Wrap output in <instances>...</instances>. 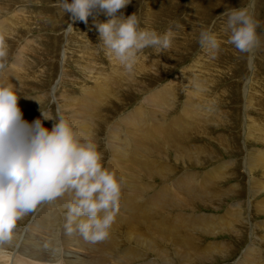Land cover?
<instances>
[{
    "label": "rangeland",
    "instance_id": "obj_1",
    "mask_svg": "<svg viewBox=\"0 0 264 264\" xmlns=\"http://www.w3.org/2000/svg\"><path fill=\"white\" fill-rule=\"evenodd\" d=\"M59 2L60 0H21V1L20 0H0V14H1L0 15V42H1L0 48H2L1 50L5 52L4 56H0V80H1L0 84H11L13 86V89L17 92V95L20 96V98H18L20 101L19 100L17 101L18 106L20 108L25 106V109L23 111H25L26 109L31 111L28 114L23 113V119L25 121L32 122L35 119L43 118L41 116V111L51 113L54 117L56 116L57 111H59L60 114L62 115L64 114L63 116L67 117L71 121L72 125L75 122L73 127L77 131L78 134L82 132L81 134H79V137L83 142H91V140H95L92 142L93 143L96 142L94 143L96 145V148L99 147L98 148L99 150L97 151L100 154L102 151V154H104V156L101 154V159H103L101 160V162L105 168H107L108 170L110 169V171L112 172L113 170H115V169L112 170L111 167H108L111 164L110 163L111 159H114L113 156H115L117 162L115 161L116 163L114 162L113 164H111L112 167L113 168L115 167L118 169V167L120 166L121 170H124L126 173H130V175L127 174L129 177L134 174V178L130 177L131 179L130 178L127 179L128 176L126 177V179L129 180L128 184L132 182L137 183V185L141 184V186L134 187L138 191L134 189L133 187H130L128 184L126 188L121 189V195H120V200H119L120 209H118L117 211L118 214L116 213L115 218H118V220L119 218H122V219L124 218L123 220H126V221L131 220L132 225L129 222L128 224L132 229L128 230V228L126 227V228H123L122 230L121 229L118 230L117 238L119 240L121 239L120 245L122 246L119 245L117 253L118 254L128 253V250H127L129 248L128 246H130V248L132 247L135 248L136 254L138 253L140 257L139 259L138 258L135 259L134 263H131V264H170V263L171 264H197V263L198 264H239L241 260H244L243 262H245L246 264H247V261H251L249 264H254V263L257 264L256 260H259L258 262L261 261L262 263H264V210H263L264 209V159H263L264 158L263 157L264 156L263 154L264 153V137H263L264 136V131H263L264 130V0H130V3L127 4L124 8L118 10L116 15L119 16L123 14L126 17L130 14H135L138 20V27L141 30L155 31L157 34H160V35L164 33L170 34V46L168 49L160 50L156 47L149 46L142 50H139L135 55L134 62L132 64L131 69H126L115 58V56L109 50H107L103 46L102 43L99 42V38H98L99 34L96 30L95 22H102L108 19V17L104 15L102 10L98 8L93 9L92 14L88 17L87 23H84L79 20H76V21L73 20L70 14L65 13L62 10V8L59 6ZM240 7H249L252 18L256 23V33L259 39V44L256 48L253 49L251 53L240 52L234 47V45L228 42V37L230 35V32L226 28V21H227L226 13L228 10H231L234 8H240ZM12 19L16 21L18 19V21L15 22ZM6 23H7V26H6ZM69 24H72L73 26L72 29L68 28ZM4 26L5 28L3 29ZM27 26L30 28H27ZM202 30H208L211 33L215 34V36L217 37L218 43H219V47L216 50H206L201 47L199 43V34ZM1 33H4V35ZM73 42L74 43L76 42L75 43L76 45ZM81 46L84 48L83 51L84 50H87V51L83 52ZM83 53H84V56H83ZM1 58L3 59L1 60ZM142 67H145V68L141 69ZM194 73H196L197 75ZM102 75L106 77L104 76L102 77ZM192 76H194L195 79H193L194 77ZM116 77L120 80L117 81L118 79ZM119 77L123 78V80ZM9 79H11V81ZM106 80H108L107 84H106ZM204 80L205 82H203ZM213 81H214V84H213ZM128 82H130V85L128 84ZM138 82H140L141 84ZM209 82H212L211 84L216 85V86H212ZM124 84H126L127 86ZM194 84L196 86H194ZM91 85L93 88L91 87ZM139 85L140 87H138ZM141 86H143V88ZM105 87H107V89ZM208 87L213 89V91H211V89ZM165 88L166 90H164ZM186 88H188L189 90L191 89V90L189 91ZM199 88L202 91H199ZM161 90L162 92L167 91L168 93H165V92L162 93ZM110 91H111V94H110ZM205 93H208V94H205ZM106 94H108L109 96ZM199 94H200V97H199ZM201 94H203V97ZM57 95H60V96L56 97ZM186 95H188V97ZM81 96L83 97L81 98ZM92 96L94 97L93 99H95L96 102L93 101V104L91 105L92 107L90 106V112L89 111L87 112V115L88 116L90 115V116L87 119V117H83L81 114L79 115L78 112H81V109L85 106L84 103L86 104L89 103L88 99L89 97L91 98ZM107 96L109 98V101L108 99H106ZM122 96L124 97V99ZM153 96H155L156 98H154ZM102 97H103V100H101ZM158 97H162L163 99H160ZM209 97H211V99ZM111 98H113L114 100ZM99 99L101 100V102ZM121 99L126 102L124 103V101H122ZM206 100L209 101L210 103H208ZM110 101L111 102L113 101V102L111 103ZM114 101H115V104H113ZM120 101H122L121 104H120ZM193 101H196V102H193ZM203 101L204 103L202 104ZM94 102L96 103V105ZM164 104L166 106L168 105V107L171 104H173V106L171 105L169 108L168 107L166 108ZM198 105H202L201 108L200 106L198 107ZM96 107L98 108V110ZM140 107H141V110L143 109L142 111L140 110ZM161 107L163 108L162 111L167 109L166 112L164 111L165 113L161 112L160 114V111L162 109ZM59 108L61 110H59ZM104 109L105 111H101ZM108 111H111V113ZM153 111H156V112H153ZM172 111L174 113H172ZM200 111L202 114L200 113ZM203 111H205V113ZM102 112L104 113V115L102 114ZM130 112L131 113L133 112L132 115ZM68 113H71V114H68ZM197 113L200 115H198ZM205 114L208 116H206ZM69 115L71 116L69 117ZM98 115H100L99 116L100 118L96 117ZM189 115L191 116V118L193 117L192 119H195V117L196 118L198 117V119H195L194 122H192L193 120L190 118ZM210 115L212 116L211 118H210ZM201 116H202V119L204 117L205 118L201 120ZM158 117H161V118H158ZM174 117H178V119ZM73 118L77 120H73ZM97 118L100 120V122ZM166 118L169 120H167ZM96 119L97 121L94 123ZM84 120L86 121V123H89V122L90 123L88 125L85 124V126L82 128L83 131L78 132L79 129L77 128V124L79 123V121L83 122ZM121 120H124V121H121ZM198 120L200 121L197 124ZM205 120L209 122L206 123ZM52 121L53 120L47 121L43 119L42 123L43 125L45 124V127L51 128V125L54 123V121L53 122ZM147 121H149L148 124H147ZM159 121H161L162 123L161 122L159 123ZM203 121L206 123L207 126L204 125L205 123ZM248 124H251V125H248ZM103 125L106 130L102 128ZM200 125H204V126H202L200 129ZM167 126L169 127V129ZM178 126H180L183 130L180 127L178 128ZM208 126L210 129L208 128ZM123 127L126 129H124ZM202 128H205V129H202ZM206 128L210 130L209 133H208L209 130H206ZM255 128H257V130ZM96 129L97 130L99 129V130L96 131ZM126 130L127 131L130 130V132L129 133L126 132L128 134L124 132L125 133L124 134L123 131H126ZM137 131H140V132H137ZM171 131H174V137L176 136L175 134H180V135H177L176 138L174 137L172 138L171 134L168 135L169 132ZM188 131H190V133ZM204 131L207 132L206 133L207 135L203 134L205 133ZM120 132L123 134H121ZM184 132L186 133L188 137L185 136ZM92 133H95V136H93L94 134ZM114 133H116L117 135L119 134L121 135H119V138H118V136L114 135ZM164 133L167 134L168 136L165 135ZM138 134H140V137ZM90 135L92 136L90 137ZM123 135L125 136L123 137ZM101 136L103 137L101 138ZM85 137L88 139H85ZM121 137H123V139ZM98 138H99V141H98ZM100 138H101V141L104 140L102 141L103 143L100 141ZM140 138L142 139L140 140ZM157 138H159L160 140ZM109 139L111 141V146L108 145L106 142V140L108 141ZM136 139H139L141 143L142 141L143 142L147 141V142H144V144L146 145H144L141 150L140 148L139 150H137L138 153L137 151H135L136 150L135 143L136 141H138ZM174 139L175 141H173ZM180 140L184 142V145H182V142ZM168 141H170L169 145H168ZM172 141L173 142L177 141V143L172 144L171 143ZM151 143L154 145H152ZM178 144H181L183 147H181ZM193 144L195 145L198 144V147L196 146L197 149L194 148L195 145L193 146ZM105 145L110 150L108 148H105L106 147ZM120 145L121 147H119ZM167 145L169 147H175V149L173 150L169 148ZM188 145L190 149L189 147H186ZM199 147L203 148L204 151L200 152L201 149ZM112 148L114 149V154L112 153L113 152ZM119 149H121L124 152H122ZM143 149H146V150H143ZM195 149L199 151L195 152ZM205 149L209 151V153ZM125 151H127L128 153L127 152L125 153ZM107 152L108 153L110 152L112 155L110 153L108 155ZM257 154H258V157H257ZM259 155L262 157V158L260 157L261 159L259 158ZM119 156H121L120 157L121 162H119L118 160ZM144 156L146 157L152 156L151 162H150V158L148 157L146 158ZM134 157H136V159L138 158L137 161H135L136 159L133 160ZM160 157L161 159H159ZM121 158L124 159V161ZM140 158H142V162L145 160V162L147 163H144V162L142 163ZM254 158L255 159L257 158L256 159L257 161ZM105 159H106V162H105ZM248 162L249 164H247ZM130 163H136V164H134V167H131L129 166ZM225 164L226 166L228 165L227 166L228 168L223 167ZM135 165L136 166L138 165V166L136 167ZM154 166L155 168H152ZM123 167L125 169H123ZM132 169L133 170L135 169L138 172L135 170H134L135 172L131 171ZM156 169L159 170V172H156L157 171ZM215 169L217 170L221 169L219 175L221 177L222 176L224 177L227 175V177L225 179H223V177L222 178L219 177V181H217L218 180L217 177H216L217 180H215V178L213 179V177L210 178V176L212 175L210 172L212 171L214 172ZM141 170L142 172H140ZM228 170H230L232 174H230ZM221 172H223L224 174ZM142 173H145V174L142 175ZM143 177L145 180L143 179ZM136 179H138L139 181ZM197 179L199 182L197 181ZM207 179L209 180L213 179V181H211L212 185H209L210 192L212 190L214 191L215 189H218V192L214 194L204 193L202 194L203 195L202 197L201 195H194L195 193L193 192L194 193L193 194L191 192V189L188 185L192 184L193 186L194 184H197L201 186V184H203V181H207ZM146 180H147L146 183H148L147 185L144 183ZM150 180L151 182H148ZM155 180L157 183L155 182ZM184 181L187 182V186H188L185 189H183ZM154 182H155V185H153ZM208 182L209 181H207L206 183ZM148 186H150V188L152 187V189L150 190ZM145 187L146 188L148 187V188L146 189ZM257 187L258 189H256ZM229 189H232V190L229 191ZM213 191L211 193H213ZM158 192H160V194ZM134 193L135 194L137 193V194L135 195ZM191 193L195 197H193ZM220 194H222V196ZM126 195H129V196H126ZM159 195H163L164 197L162 196V198H159ZM177 195H180V196H177ZM135 196L137 197L134 198ZM141 196L142 197L144 196V197L142 198ZM182 196L183 198H181ZM212 196L213 198H211ZM131 197H133L134 199H132ZM178 197L181 199H178ZM126 199L128 200L126 201ZM154 200H156L157 203ZM179 200L181 201V203H179L180 202ZM42 203H40L36 207L35 210L27 213L26 215H24L21 219L17 221L15 230H20V229L22 230L25 229V230L22 232L23 235L21 234L17 238V240H14L15 244L12 247V249L10 248L8 251V249L7 250L4 249L5 247L4 248L0 247V250H1L0 252H2L3 254H7L10 258L12 257L11 259H8L7 264H10L9 262H11V260L14 259L15 257L18 258V256L19 258H22L25 260L27 259L26 261L31 264H54V263L55 264H65V262L68 261L67 259L69 257L72 258L75 255H77L76 258L79 260H82L84 258L86 259L87 256L83 257L85 254L88 255L87 259H93L94 254L92 253L91 250H89L87 253L82 254L80 250L76 248L74 245H70L69 246L70 248L67 245L58 246L59 248L58 247L55 248V249H58L57 250L58 253L55 251L54 255H58V256H55L56 261L54 263L53 261L52 263H50L48 258L32 260L28 258L27 256H24V255L22 256L21 254H19V242L21 240L26 239L27 237L25 236V231L31 228L32 229L31 233L32 234L35 233V236H36V230L32 228V223L34 221L33 218L37 216L36 212H38L40 209H44V208L48 209V207L51 205V204L48 205L47 201L46 203L45 202H42ZM135 203H137L136 205L140 204L141 206L140 205L136 206ZM142 203L145 205H143ZM190 203L192 206L190 205ZM143 206L145 207V209L143 208ZM232 206L234 208H232ZM127 207L129 208V212L131 211L133 212L131 213L127 212L128 211ZM233 209L237 212H234ZM259 210L262 212H260ZM201 213L202 214L207 213V217H210L209 214L212 213L214 215L211 216V218L214 220L215 219L219 220V221L213 220L215 225L213 224L212 226H209V227H215V228L220 229L222 225H224L223 226L224 228L222 227L221 228L222 230L220 232H217L215 234L212 233L213 234L212 235L211 232L209 233L206 232V231H209L208 230L209 228L207 227L208 225L206 226L207 229H204L203 226H201L204 230L202 228L195 227V226H192V227L186 226L187 228L188 227L191 228V229L188 228V230L190 231H188L186 228L187 230L186 231L185 227H182V226H185V224H182V223H185L188 217L194 216L193 218H195L196 216L201 215ZM133 214H135L136 216ZM178 215H180L179 217L181 220L179 219ZM181 215L183 217L185 216V219H184L185 221H183V218L181 217ZM217 215L219 218L221 216V218L219 219L218 217H216ZM224 215H227V216L234 215L235 219L233 217L231 219V217L229 216L231 221L233 220L231 222L229 220V217H226V223H223L220 225L219 223L224 220ZM122 219L120 220L121 223L124 222ZM172 219H173V222L171 221ZM174 219L175 221L177 219V222H175ZM151 220L154 222L155 220H159V221L165 220L168 223V225H170L171 222L174 225H171V227L163 226V228L165 227L161 231L163 236L159 237L158 233L155 232V233H152V239H150L149 236L147 238V235L149 233L148 228H149V224ZM178 221H180L179 225L181 222H182L181 223L182 225L179 226ZM230 225L232 226L233 229L230 227ZM160 226H162V224ZM176 226L178 227L176 228ZM172 227H174L175 229L174 228L172 229ZM226 229H229V230H226ZM15 230L14 232H16ZM201 230L203 231L201 232ZM173 231H175L176 234ZM184 231L185 233H182ZM186 232L198 234V237L194 238L193 234H189V236H191L192 239L189 236L188 238L187 237L188 234ZM173 233L175 234V236L173 235ZM184 234L186 235L187 241H189V244H187V241H183L185 240ZM182 235L184 239L181 238ZM250 235H254L255 237L250 236ZM137 237H141V239L136 241L135 239H137ZM38 238L43 239L42 241L36 239L38 241H41V245L42 244H44V246L47 245V243L45 242L43 233L42 234L40 233ZM145 239L146 241L147 239L150 240V244L152 245V247H150V244L148 245ZM174 239L175 241L173 242ZM182 241L185 242L183 245H182L183 243ZM31 242L33 241H29L30 243L29 245H31ZM178 242H180L181 244ZM191 242H197V243H191ZM215 243L216 244L224 243L222 245L226 249L223 248L222 245H219L220 247L219 246L218 247L216 246L217 248L211 247V250L207 251V248H206L207 245L215 244ZM133 244L134 246L137 247L139 251L136 249V247L133 246ZM203 244H204V247H203ZM248 244L249 245L251 244V245L249 246ZM170 245H171V248H170ZM188 245H192V246H188ZM193 245H199L200 248L202 247L201 249L204 251H201V252L203 254L201 252L194 253L193 249L195 248L193 247ZM44 246L42 245V247ZM182 246L184 247V249L182 248ZM155 247H159V248L161 247L162 254L160 256L157 255V251ZM189 247L191 248L193 247L192 248L193 251ZM251 247H254L255 249ZM205 250L207 251V253L209 252L208 254L211 257L207 255ZM255 250H257V252H255ZM49 251L51 252L53 250H47V252ZM82 251H84V249H82ZM174 251L176 252L174 253ZM224 251H227V253L224 254ZM65 252L66 253L68 252V253L66 254ZM166 252L167 254L165 255ZM190 252L193 254H190ZM2 253H0V255H2ZM257 253L259 255V258L257 256ZM171 254L174 256H172ZM182 254H185L186 259L181 258ZM152 255L154 256V258ZM252 261L254 262L252 263Z\"/></svg>",
    "mask_w": 264,
    "mask_h": 264
},
{
    "label": "clouds",
    "instance_id": "obj_2",
    "mask_svg": "<svg viewBox=\"0 0 264 264\" xmlns=\"http://www.w3.org/2000/svg\"><path fill=\"white\" fill-rule=\"evenodd\" d=\"M129 3L60 0L59 6L73 20L84 23L93 9L102 10L108 19L95 22L99 42L131 69L139 50L168 49L170 34L141 30L135 14L116 15ZM226 15L228 42L240 52L251 53L259 39L249 7L228 10ZM199 43L206 50L219 47L217 37L208 30L200 32ZM4 55L0 50V56ZM18 98L11 84H0V243L12 240L17 221L24 215L65 193H72L65 205L66 233L78 232L90 243L106 239L119 209L121 182L103 166L96 145L81 142L69 119L59 111L55 117L41 111L44 120L54 121L52 127H45L41 119L29 123L23 119Z\"/></svg>",
    "mask_w": 264,
    "mask_h": 264
},
{
    "label": "bare ground",
    "instance_id": "obj_3",
    "mask_svg": "<svg viewBox=\"0 0 264 264\" xmlns=\"http://www.w3.org/2000/svg\"><path fill=\"white\" fill-rule=\"evenodd\" d=\"M21 1V0H20ZM2 5V4H1ZM58 8V7H57ZM41 13V12H40ZM43 14V13H42ZM1 15V14H0ZM41 17V16H40ZM40 17H38V18H40ZM8 19V18H7ZM11 19V18H10ZM36 19V18H35ZM60 19V18H59ZM12 20H14V19H12ZM5 21V20H4ZM15 22H17L18 21V19H17V21L16 20H14ZM37 21V20H36ZM76 21V20H75ZM7 22V21H6ZM74 22V21H73ZM72 22V23H73ZM8 23V22H7ZM7 23H6V26H7ZM12 23V22H11ZM14 23V22H13ZM3 24V23H2ZM10 24V23H9ZM14 25V24H13ZM12 25V26H13ZM20 25H21V23H20ZM27 25V24H26ZM31 26V25H30ZM14 27H16V26H14ZM5 28V26L3 27V29ZM27 28H30V27H28L27 26ZM2 29V30H3ZM18 29V28H17ZM25 29H26V27H25ZM9 30V29H8ZM6 32V31H5ZM8 32V31H7ZM74 33H76V32H74ZM80 33V32H79ZM1 34H3L4 35V33H1ZM71 34V33H70ZM6 36V35H5ZM74 36V35H73ZM6 39V38H5ZM69 39V38H68ZM5 42V41H4ZM8 42H9V40H8ZM84 42V41H83ZM1 43V42H0ZM3 43V42H2ZM38 43V42H37ZM74 43V42H73ZM76 43V42H75ZM74 43V44H75ZM79 43H81V42H79ZM79 43H78V45H79ZM73 44V45H74ZM12 45V44H11ZM72 45V44H71ZM76 45V44H75ZM2 46V45H1ZM16 47V46H15ZM74 47V46H73ZM79 47V46H78ZM82 47V46H81ZM22 48V47H21ZM25 48V47H24ZM41 48V47H40ZM2 48H0V50H1ZM4 49V48H3ZM83 47H82V51H83ZM87 49V48H86ZM5 50H6V48H5ZM91 50V49H90ZM84 51H87V50H84ZM83 51V52H84ZM89 51V50H88ZM8 53V52H7ZM9 53H10V51H9ZM62 53V52H61ZM90 53V52H89ZM95 53V52H94ZM93 54V53H92ZM95 55V54H94ZM18 56V55H17ZM83 56H84V53H83ZM92 56V55H91ZM18 58V57H17ZM22 58V57H21ZM25 58V57H24ZM83 58H85V57H83ZM202 58V57H201ZM204 58V57H203ZM3 58H1V60H2ZM136 60V59H135ZM197 60V59H196ZM200 61V60H199ZM198 61V62H199ZM20 62V61H19ZM97 62V61H96ZM116 62V61H115ZM118 62V61H117ZM136 62V61H135ZM138 62H140V61H138ZM196 62V61H195ZM16 63V62H15ZM18 63V62H17ZM22 63V62H21ZM20 63V64H21ZM150 64V63H149ZM148 64V65H149ZM196 64H198V63H196ZM25 65V64H24ZM97 65V64H96ZM216 66V65H215ZM8 67H10V66H8ZM17 67V66H16ZM146 67V66H145ZM145 67H142L141 69H143V68H145ZM18 68V67H17ZM22 68H23V66H22ZM191 68V67H190ZM8 70V69H7ZM122 70V69H121ZM139 70V69H138ZM3 71V70H2ZM131 71V70H130ZM140 71V70H139ZM145 71V70H144ZM214 71V70H213ZM63 72V71H62ZM114 72V71H113ZM134 72V71H133ZM197 72V71H196ZM6 73V72H5ZM8 73V72H7ZM16 73V72H15ZM101 73V72H100ZM131 73V72H130ZM216 73V72H215ZM64 74V73H63ZM113 74V73H112ZM116 74V73H115ZM114 74V75H115ZM192 74V73H191ZM194 74H196V73H194ZM199 74V73H198ZM214 74V73H213ZM8 75H10V74H8ZM16 75V74H15ZM108 75V74H107ZM111 75V74H110ZM197 75V74H196ZM216 75V74H215ZM19 76V75H18ZM91 76V75H90ZM104 75H102V77H103ZM112 76V75H111ZM118 76V75H117ZM128 76V75H127ZM195 76V75H194ZM194 76H192V77H194ZM8 77V76H7ZM16 77V76H15ZM95 77V76H94ZM104 77H106V76H104ZM125 77V76H124ZM131 77V76H130ZM189 77H191V76H189ZM196 77V76H195ZM195 77L193 78V79H195ZM5 78V77H4ZM9 78V77H8ZM66 78V77H65ZM109 78V77H108ZM117 78V77H116ZM119 78H121V77H119ZM128 78V77H127ZM70 79V78H69ZM107 79V78H106ZM115 79V78H114ZM118 79V78H117ZM122 80H123V78H121ZM125 79V78H124ZM199 79V78H198ZM201 79H202V77H201ZM209 79H210V77H209ZM6 80V79H5ZM10 81H11V79H9ZM95 80V79H94ZM99 80V79H98ZM109 80V79H108ZM108 80H106V84H107V82H108ZM120 79H118L117 81H119ZM1 81V80H0ZM96 81V80H95ZM116 81V82H117ZM131 81V80H130ZM136 81V80H135ZM140 81V80H139ZM152 81V80H151ZM187 81V80H186ZM190 81H192V80H190ZM211 81V80H210ZM142 82V81H141ZM203 82H205V80L203 81ZM12 83V82H11ZM100 83H101V81H100ZM110 83V82H109ZM133 83V82H132ZM131 83V84H132ZM138 83H140V82H138ZM144 83V82H143ZM193 83V82H192ZM210 84L212 83V82H209ZM208 83V84H209ZM218 83V82H217ZM128 84L130 85V82H128ZM141 84V83H140ZM199 84V83H198ZM203 84V83H202ZM213 84H214V81H213ZM105 85V84H104ZM124 85H126V84H124ZM184 85V84H183ZM188 85H190V84H188ZM212 85V84H211ZM108 86V85H107ZM112 86V85H111ZM127 86V85H126ZM125 86V87H126ZM134 86V85H133ZM149 86V85H148ZM192 86V85H191ZM194 86H196L195 84H194ZM212 86H216V85H212ZM56 87V86H55ZM91 87H92V85H91ZM124 87V88H125ZM129 87V86H128ZM127 87V88H128ZM132 87V86H131ZM138 87H140V85L138 86ZM142 88H143V86H141ZM166 87H167V85H166ZM89 88H90V86H89ZM93 88V87H92ZM106 89H107V87H105ZM104 88V89H105ZM115 88V87H114ZM118 88V87H117ZM121 88V87H120ZM130 88V87H129ZM133 88V87H132ZM188 88H189V86H188ZM188 88H186L187 90H189ZM191 88V87H190ZM196 88V87H195ZM208 88H210V87H208ZM82 89V88H81ZM104 89H102V90H104ZM123 89V88H122ZM140 89V88H139ZM148 89V88H147ZM198 89V88H197ZM205 89V88H204ZM211 89V88H210ZM83 90V89H82ZM93 90V89H92ZM101 90V91H102ZM146 90V89H145ZM149 90V89H148ZM151 90V89H150ZM164 90H166V88L164 89ZM163 90V91H164ZM186 90V91H187ZM191 90V89H190ZM189 90V91H190ZM192 90H193V88H192ZM206 90H207V88H206ZM41 91V90H40ZM98 91H99V89H98ZM173 91V90H172ZM197 91V90H196ZM199 91H202V90H200V88H199ZM208 91H210V90H208ZM211 91H213V89H211ZM84 92V91H83ZM113 92H115V91H113ZM117 92V91H116ZM161 92H162V90H161ZM165 92V91H164ZM164 92H162V93H164ZM207 92V91H206ZM217 92V91H216ZM64 93V92H63ZM93 93H95V92H93ZM100 93H102V92H100ZM104 93V92H103ZM149 93H150V91H149ZM165 93H168L167 91L165 92ZM201 93H203V92H201ZM214 93H215V91H214ZM219 93V92H218ZM55 94V93H54ZM59 94V93H58ZM71 94V93H70ZM83 94V93H82ZM85 94V93H84ZM109 94V93H108ZM108 94H106V95H108ZM110 94H111V91H110ZM124 94V93H123ZM186 94V93H185ZM188 94V93H187ZM193 94V93H192ZM196 94H198V93H196ZM205 94H208V93H205ZM81 95V94H80ZM104 95V94H103ZM115 95V94H114ZM202 95V97H203V94H201ZM217 95V94H216ZM216 95H214V96H216ZM33 96H35V95H33ZM58 96H60V95H57L56 97H58ZM102 96V95H101ZM105 96V95H104ZM109 96V95H108ZM108 96H107V98L106 99H108V101H109V98H108ZM113 96V95H112ZM187 97H188V95H186ZM25 97V96H24ZM23 97V98H24ZM28 97V96H27ZM76 97V96H75ZM83 96H81V98H82ZM87 97V96H86ZM123 97V96H122ZM121 97V98H122ZM154 98H156L155 96H153ZM171 97V96H170ZM194 97V96H193ZM199 97H200V94H199ZM19 98H20V96H19ZM60 98V97H59ZM80 98V99H81ZM88 98V97H87ZM94 97L92 96L91 98L89 97V103L88 104H86V103H84L85 104V106L81 109V112H78L79 113V115L81 114L83 117H87V119L89 118V116L87 115V112L89 111L90 112V106L93 104V101H95V99H93ZM146 98V97H145ZM158 98H160V99H163L162 97H158ZM158 98H157V100H158ZM165 98V97H164ZM210 99H211V97H209ZM34 99V98H33ZM37 99H38V97H37ZM53 99V98H52ZM79 99V98H78ZM101 99V98H100ZM99 99V100H100ZM105 99V100H106ZM111 99H113V98H111ZM123 99H124V97H123ZM171 99V98H170ZM169 99V100H170ZM179 99V98H178ZM197 99H199V98H197ZM201 99V98H200ZM19 100V99H18ZM26 100H27V98H26ZM69 100V99H68ZM98 100V101H99ZM101 100H103V97H102V99ZM101 100H100V102H101ZM114 100V99H113ZM120 100V99H119ZM122 100V99H121ZM146 100V99H145ZM148 100V99H147ZM20 101V100H19ZM30 101H32V100H30ZM63 101V100H62ZM65 101V100H64ZM83 101V100H82ZM115 101H117V100H115ZM115 101H114V103L113 104H115ZM122 101H124V100H122ZM122 101H120V104H121V102ZM129 101V100H128ZM154 101H155V99H154ZM184 101V100H183ZM207 101V100H206ZM43 102V101H42ZM52 102V101H51ZM96 102V101H95ZM94 102V103H95ZM104 102V101H103ZM102 102V103H103ZM111 102V101H110ZM113 102V101H112ZM111 102V103H112ZM126 101H124V103H125ZM170 102V101H169ZM193 102H196V101H193ZM208 103H210L209 101H207ZM212 102V101H211ZM40 103V102H39ZM54 103V102H53ZM72 103V102H71ZM76 103H77V101H76ZM78 103H79V101H78ZM102 103H101V105H102ZM119 103V102H118ZM150 103V102H149ZM154 103V102H153ZM158 103H159V101H158ZM166 103V102H165ZM173 103V102H172ZM204 103V101L202 102V104ZM246 103V102H245ZM19 104H21V103H19ZM127 104V103H126ZM167 104V103H166ZM170 104V103H169ZM194 104V103H193ZM200 104V103H199ZM207 104V103H206ZM56 105V104H55ZM60 105V104H59ZM95 105H96V103H95ZM107 105H108V103H107ZM109 105H110V103H109ZM118 105V104H117ZM124 105V104H123ZM165 105V104H164ZM172 106H173V104H171ZM170 105V106H171ZM210 105V104H209ZM61 106V105H60ZM99 106V105H98ZM104 106H105V104H104ZM112 106H114V105H112ZM159 106H161V105H159ZM163 106V105H162ZM166 106V105H165ZM169 106V107H170ZM175 106V105H174ZM179 106V105H178ZM200 106V108H201V106L202 105H198V107ZM207 106V105H206ZM243 106V105H242ZM246 106V105H245ZM40 107V106H39ZM57 107V106H56ZM92 107V106H91ZM119 107V106H118ZM117 107V108H118ZM137 107V106H136ZM139 107V106H138ZM142 107H144V106H142ZM150 107V106H149ZM168 107V105L166 106V108ZM168 107V108H169ZM183 107V106H182ZM181 107V108H182ZM193 107V106H192ZM196 107H197V105H196ZM42 108V107H41ZM60 108H62V107H60ZM59 108V110H61ZM73 108H75V107H73ZM97 108V107H96ZM95 108V109H96ZM114 108V107H113ZM162 108V107H161ZM165 108V107H164ZM165 108V109H166ZM179 108V107H178ZM180 108V109H181ZM185 108V107H184ZM183 108V109H184ZM207 108V107H206ZM209 108V107H208ZM21 109V111H22V114L24 113V114H28L29 112H31L30 110H25V111H23L24 109H25V106L24 107H21L20 108ZM101 109V108H100ZM100 109H99V111H100ZM106 109V108H105ZM105 109L104 110H101V111H105ZM115 109V108H114ZM145 109V108H144ZM148 109V108H147ZM175 109V108H174ZM177 109V108H176ZM199 109V108H198ZM244 109V108H243ZM56 110V109H55ZM70 110H71V108H70ZM97 110H98V108H97ZM108 110V109H107ZM106 110V111H107ZM119 110V109H118ZM117 110V111H118ZM126 110V109H125ZM140 110H141V107H140ZM143 110V109H142ZM141 110V111H142ZM146 110V109H145ZM150 110V109H149ZM163 110V108L161 109V111H160V114H161V112L162 113H165L166 112V110H164V111H162ZM195 110V109H194ZM201 110V109H200ZM35 111V110H34ZM95 111V110H94ZM115 111V110H114ZM177 111V110H176ZM51 112H53V111H51ZM75 112V111H74ZM96 112V111H95ZM108 112H110L111 113V111H108ZM123 112V111H122ZM134 112V111H133ZM132 112V113H133ZM153 112H156V111H153ZM204 113H205V111H203ZM208 112H210V111H208ZM212 112V111H211ZM32 113H34V112H32ZM31 113V114H32ZM64 113V112H63ZM66 113V112H65ZM107 113V112H106ZM131 113V112H130ZM132 113H131V115H132ZM142 113V112H141ZM172 113H174L173 111H172ZM192 113V112H191ZM200 113H201V111H200ZM207 113V112H206ZM55 114V113H54ZM68 114H71V113H68ZM73 114V113H72ZM91 114V113H90ZM98 114V113H97ZM102 114L104 115V113L102 112ZM102 114H100V115H102ZM144 114V113H143ZM151 114V113H150ZM196 114V113H195ZM198 114V113H197ZM202 114V113H201ZM209 114V113H208ZM211 114V113H210ZM64 115V114H63ZM78 115V116H79ZM96 115V114H95ZM100 115H98V116H96V117H99ZM105 115H107V114H105ZM135 115V114H134ZM140 115V114H139ZM158 115V114H157ZM191 115V114H190ZM189 115V116H190ZM198 115H200V114H198ZM206 115V114H205ZM71 115H69V117H70ZM77 116V115H76ZM91 116H93V115H91ZM123 116V115H122ZM142 116V115H141ZM160 116V115H159ZM162 116V115H161ZM169 116V115H168ZM173 116H175V115H173ZM178 116V115H177ZM180 116V115H179ZM197 116V115H196ZM206 116H208V115H206ZM31 117V116H30ZM32 117H34V116H32ZM75 117V116H74ZM95 117V116H94ZM121 117V116H120ZM144 117V116H143ZM172 117V116H171ZM181 117V116H180ZM195 117V116H194ZM212 116L210 115V118H211ZM67 118V117H66ZM91 118V117H90ZM100 118V117H99ZM158 118H161V117H158ZM157 118V119H158ZM163 118V117H162ZM174 118H176V119H178V117H174ZM190 118H191V116H190ZM193 118V117H192ZM191 118V119H192ZM205 118V117H204ZM203 118V119H204ZM209 118V119H210ZM217 118V117H216ZM256 118V117H255ZM68 119V118H67ZM94 119V118H93ZM92 119V120H93ZM98 119V118H97ZM97 119L94 121V123L97 121ZM116 119V118H115ZM144 119V118H143ZM164 119V118H163ZM167 119V118H166ZM173 119V118H172ZM180 119V118H179ZM191 119H189V120H191ZM195 119H198V117L196 118L195 117ZM195 119H192L193 121L192 122H194V120ZM202 119V116H201V120H203ZM247 119V118H246ZM30 120V119H29ZM28 120V121H29ZM41 120H42V122H43V118H41ZM73 120H77V119H75V118H73ZM90 120V119H89ZM88 120V121H89ZM99 120V119H98ZM104 120V119H103ZM159 120H161V119H159ZM167 120H169V119H167ZM208 120V119H207ZM211 120V119H210ZM216 120V119H215ZM48 121V120H47ZM105 121V120H104ZM117 121V120H116ZM121 121H124V120H121ZM150 121H152V120H150ZM158 121V120H157ZM179 121V120H178ZM184 121V120H183ZM199 121L200 120H198V122H197V124L199 123ZM206 121V120H205ZM212 121V120H211ZM217 121V120H216ZM251 121V120H250ZM53 122V121H52ZM74 122V121H73ZM99 122H100V120H99ZM148 122L149 121H147V124H148ZM161 121H159V123H160ZM165 122H166V120H165ZM167 122H169V121H167ZM180 122H181V120H180ZM187 122V121H186ZM196 122V121H195ZM204 122V121H203ZM207 122H209V121H206V123ZM215 122V121H214ZM29 123H31V122H29ZM75 123V122H74ZM74 123H73V126H74ZM90 123V122H89ZM89 123H86V121L84 120L83 122L81 121H79V123L77 124V128L79 129L78 130V132H81V131H83L82 130V128L85 126V124H89ZM98 123V122H97ZM162 123V122H161ZM171 123V122H170ZM205 123V122H204ZM203 123V124H204ZM206 123L204 124V125H206ZM211 123H213V122H211ZM217 123V122H216ZM118 124V123H117ZM122 124V123H121ZM121 124H119V125H121ZM140 124V123H139ZM142 124V123H141ZM187 124V123H186ZM191 124H193V123H191ZM190 124V125H191ZM86 125V126H87ZM93 125V124H92ZM98 125H100V124H98ZM143 125H145V124H143ZM156 125V124H155ZM175 125V124H174ZM184 125V124H183ZM204 125H200V129H201V127L202 126H204ZM248 125H251V124H248ZM247 125V126H248ZM44 126H45V124H44ZM76 126V125H75ZM97 126V125H96ZM109 126V125H108ZM124 126V125H123ZM195 126V125H194ZM193 126V127H194ZM198 126V125H197ZM207 126V125H206ZM51 127H52V125H51ZM92 127V126H91ZM151 127V126H150ZM162 127H164V126H162ZM168 127V126H167ZM176 127V126H175ZM180 126H178V128H179ZM183 127V126H182ZM189 127V126H188ZM187 127V128H188ZM250 127V126H249ZM248 127V128H249ZM252 127V126H251ZM256 127V126H255ZM76 128V129H77ZM93 128V127H92ZM101 128V127H100ZM102 128H104V125L102 126ZM101 128V129H102ZM124 128V127H123ZM181 128V127H180ZM191 128V127H190ZM189 128V129H190ZM208 128H209V126H208ZM247 128V127H246ZM258 128V127H257ZM257 128H255L256 130H257ZM261 128V127H260ZM49 129H50V127H49ZM95 129V128H94ZM105 129V128H104ZM121 129V128H120ZM124 129H126V128H124ZM159 129V128H158ZM163 129V128H162ZM168 129H169V127H168ZM171 129V128H170ZM182 129V128H181ZM185 129V128H184ZM202 129H205V128H202ZM210 129V128H209ZM209 129H207L206 128V130H209ZM262 129V128H261ZM99 130V129H98ZM97 129H96V131H98ZM103 130V129H102ZM101 130V131H102ZM106 130V129H105ZM117 130V129H116ZM127 130H128V128H127ZM123 131V133L125 132H130V130L129 131ZM132 130V129H131ZM143 130V129H142ZM147 130V129H146ZM183 130V129H182ZM191 130V129H190ZM249 130V129H248ZM254 130V129H253ZM108 131V130H107ZM122 131V130H121ZM161 131V130H160ZM178 131V130H177ZM196 131V130H195ZM202 131V130H201ZM264 131V130H263ZM86 132V131H85ZM106 132V131H105ZM137 132H140V131H137ZM179 132V131H178ZM189 133H190V131H188ZM193 132V131H192ZM205 132V131H204ZM210 132V130L208 131V133ZM248 132V131H247ZM82 133V132H81ZM81 133H79V134H81ZM96 133V132H95ZM95 133H92V134H94L93 136H95ZM116 133H117V131H116ZM116 133H114V135H117ZM121 133V132H120ZM123 133H121V134H123ZM124 133V134H125ZM128 133H126V134H128ZM167 133V132H166ZM182 133V132H181ZM185 133V132H184ZM197 133V132H196ZM200 133V132H199ZM207 132H205V133H203V134H206ZM252 133V132H251ZM101 134V133H100ZM109 134V133H108ZM107 134V135H108ZM121 134H119V135H121ZM165 134V133H164ZM171 134V136H172V138L174 137V131H171V132H169V134L168 135H170ZM194 134V133H193ZM245 134V133H244ZM98 135H99V133H98ZM106 135V134H105ZM113 135V134H112ZM119 135H117L118 136V138H119ZM139 135V137H140V134H138ZM146 135V134H145ZM150 135V134H149ZM165 135H167V134H165ZM167 135V136H168ZM176 136L177 135H180V134H175ZM190 135H192V134H190ZM207 135V134H206ZM246 135V134H245ZM244 135V136H245ZM92 135H90V137H91ZM125 135H123V137H124ZM132 136V135H131ZM136 136V135H135ZM155 136V135H154ZM162 136V135H161ZM176 136L174 137V138H176ZM182 136H183V134H182ZM185 136H187L186 135V133H185ZM196 136V135H195ZM99 137V136H98ZM103 136H101V138H102ZM123 137H121L122 139H123ZM133 137V136H132ZM137 137V136H136ZM158 137V136H157ZM188 137V136H187ZM215 137V136H214ZM250 137V136H249ZM264 137V136H263ZM94 138V137H93ZM96 138V137H95ZM101 138H100V141H101ZM105 138V137H104ZM108 138V137H107ZM130 138V137H129ZM153 138V137H152ZM160 138V137H159ZM159 138H157V139H159ZM166 138V137H165ZM190 138V137H189ZM247 138V137H246ZM85 139H88V138H86L85 137ZM91 139V138H90ZM115 139H116V137H115ZM142 138H140V140H141ZM169 139V138H168ZM178 139H180V138H178ZM184 139V138H183ZM188 139V138H187ZM186 139V140H187ZM217 139V138H216ZM251 139V138H250ZM131 140H133V139H131ZM136 140H138V141H136V143H135V151H137V150H139V148H140V150L142 149V147L144 146V145H146V144H144V142H147V141H142V143H141V141H139V139H136ZM147 140V139H146ZM160 140V139H159ZM170 140V139H169ZM177 140V139H176ZM182 140V139H181ZM180 140V141H181ZM226 140V139H225ZM82 141V140H81ZM86 141V140H85ZM90 141V140H89ZM92 141H95V140H91V142ZM98 141H99V138H98ZM97 141V142H98ZM102 141H104V140H102ZM101 141V142H102ZM116 141H117V139H116ZM135 141V140H134ZM171 141V140H170ZM170 141H168V145H169V142ZM173 141H175V139L173 140ZM171 142L172 144H174V143H177V141L176 142ZM189 141V140H188ZM83 142V141H82ZM106 142H107V144L108 145H110L111 146V141H110V139L107 141L106 140ZM106 142H105V144H106ZM120 142V141H119ZM123 142V141H122ZM121 142V143H122ZM130 142H132V141H130ZM154 142V141H153ZM182 142V141H181ZM180 142V143H181ZM93 143V142H92ZM94 143H96V142H94ZM103 143V142H102ZM124 143V142H123ZM149 143V142H148ZM160 143V142H159ZM162 143V142H161ZM188 143V142H187ZM97 144H99V143H97ZM129 144V143H128ZM131 144V143H130ZM152 144V143H151ZM165 144H167V143H165ZM190 144V143H189ZM231 144V143H230ZM112 145H114V144H112ZM152 145H154V144H152ZM159 145V144H158ZM161 145V144H160ZM164 145V144H163ZM167 145V146H168ZM171 145V144H170ZM178 145H180L181 147H183L182 145H184V142H182V145L181 144H178ZM185 145H187V144H185ZM195 144H193V146H194ZM202 145V144H201ZM226 145V144H225ZM103 146V145H102ZM106 146V145H105ZM104 146V147H105ZM132 146H133V144H132ZM179 146V147H180ZM190 146H192V145H190ZM196 146L198 147V144L197 145H195L194 146V148H196ZM103 147V148H104ZM118 147V146H117ZM119 147H121V145L119 146ZM122 147H124V146H122ZM147 147V146H146ZM169 147V146H168ZM186 147H189V145L188 146H186ZM203 147V146H202ZM205 147V146H204ZM99 148V147H98ZM97 148V150H99ZM102 148V147H101ZM100 148V149H101ZM105 148H108L107 146L105 147ZM126 148V147H125ZM130 148V147H129ZM133 148V147H132ZM169 148H171V149H175V147H169ZM193 148V147H192ZM193 148V149H194ZM200 148V147H199ZM198 148V149H199ZM109 149V148H108ZM107 149V150H108ZM127 149V148H126ZM125 149V150H126ZM148 149V148H147ZM189 149H190V147H189ZM197 149V148H196ZM195 149V152L196 151H199L200 149V152H202V151H204V149L203 148H200L199 150H196ZM203 149V150H202ZM102 150V149H101ZM100 150V151H101ZM110 150V149H109ZM119 150H121V149H119ZM128 150V149H127ZM143 150H146V149H143ZM206 150V149H205ZM209 150V149H208ZM112 153L114 154V149L112 148ZM122 151V150H121ZM155 151V150H154ZM189 151V150H188ZM194 151V150H193ZM207 151V150H206ZM212 151V150H211ZM260 151V150H259ZM104 152V151H103ZM122 152H124V151H122ZM121 152V153H122ZM127 151H125V153H126ZM147 152H148V150H147ZM150 152V151H149ZM208 153H209V151H207ZM206 152V153H207ZM108 153V152H107ZM110 153V152H109ZM109 153H108V155H109ZM128 153V152H127ZM137 153H138V151H137ZM152 153H153V151H152ZM205 153V152H204ZM214 153V152H213ZM257 153V152H256ZM260 153H262V152H260ZM101 154H102V151H101ZM106 154V153H105ZM111 154V153H110ZM123 154V153H122ZM132 154V153H131ZM140 154V153H139ZM144 154V153H143ZM264 154V153H263ZM103 156H104V154H102ZM112 155V154H111ZM145 155H147V154H145ZM150 155V154H149ZM153 155V154H152ZM261 155V154H260ZM259 155V158L262 156H260ZM128 156V155H127ZM136 156V155H135ZM176 156H177V154H176ZM205 156V155H204ZM253 156V155H252ZM256 156V155H255ZM107 157V156H106ZM112 157V156H111ZM114 157V159H111V164H113L115 161H116V158H115V156H113ZM116 157H118V156H116ZM120 157L121 156H119V158H118V160H119V162H121V160H120ZM140 157V156H139ZM144 157H146V156H144ZM148 157V156H147ZM146 157V158H147ZM152 157V156H151ZM151 157H148V158H150V162H151ZM171 157V156H170ZM197 157V156H196ZM257 157H258V154H257ZM264 157V156H263ZM109 158V157H108ZM175 158V157H174ZM180 158V157H179ZM206 158V157H205ZM258 158V159H259ZM262 158V157H261ZM260 158V159H261ZM122 159V158H121ZM126 159V158H125ZM128 159V158H127ZM136 159V157H134V159L133 160H135ZM138 159V158H137ZM137 159L135 160V161H137ZM141 159V162H142V158H140ZM155 159V158H154ZM159 159H161V157L159 158ZM167 159V158H166ZM203 159V158H202ZM209 159H210V157H209ZM212 159H213V157H212ZM252 159V158H251ZM255 159V158H254ZM257 159V158H256ZM255 159V160H256ZM264 159V158H263ZM101 160H103V159H101ZM123 161H124V159H122ZM200 160V159H199ZM254 160V161H255ZM257 161V160H256ZM105 162H106V159H105ZM117 162V161H116ZM115 162V163H116ZM139 162H140V160H139ZM144 163H147V162H145V160L143 161ZM142 162V163H143ZM149 162V161H148ZM104 163V162H103ZM153 163V162H152ZM232 163V162H231ZM257 163V162H256ZM110 164V166H108V167H111V169L113 170V169H115V170H113V172L115 173V176H116V178H118V180L121 182V189H124V188H126V186H127V184H128V182H129V180H127V179H129L130 177H132V178H134V174L133 175H131L130 177L128 176V175H130V173H126L124 170H121L120 169V166L118 167V169L117 168H113L112 167V165ZM129 164V163H128ZM134 164H136V163H130V165L129 166H131V167H134ZM138 164V163H137ZM154 164H156V163H154ZM153 164V165H154ZM159 164V163H158ZM222 164V163H221ZM229 164V163H228ZM247 164H249V162L247 163ZM117 165V164H116ZM127 165V164H126ZM144 165V164H143ZM148 165V164H147ZM223 165V164H222ZM232 165V164H231ZM104 166V165H103ZM115 166V165H114ZM136 166V165H135ZM138 166V165H137ZM136 166V167H137ZM146 166V165H145ZM150 166H151V164H150ZM155 166H157V165H155ZM155 166L154 167H152V168H155ZM228 166V165H227ZM226 166V164L223 166V167H227ZM247 166V165H246ZM107 167V166H106ZM130 167V168H131ZM135 167V168H136ZM142 167V166H141ZM222 167V168H223ZM234 167V166H233ZM143 168H145V167H143ZM158 168H159V166H158ZM166 168V167H165ZM221 168V169H222ZM228 168V167H227ZM123 169H125L124 167H123ZM221 169L220 170H217V169H215L214 170V172L212 171V172H210L212 175L210 176V178L211 177H213V179L215 178V180H217L216 179V177L218 178V180L217 181H219V177H221L220 175H219V173H220V171H221ZM110 170V169H109ZM127 170V169H126ZM135 170V169H134ZM133 169L131 170V171H134ZM157 170V169H156ZM164 170V169H163ZM162 170V171H163ZM254 170V169H253ZM135 171H137V170H135ZM134 171V172H135ZM250 171V170H249ZM138 172V171H137ZM140 172H142V170L140 171ZM156 172H159V170H157ZM224 172V171H223ZM223 172H221V173H223ZM228 172L230 173V174H232L231 173V171L230 170H228ZM183 173V172H182ZM206 173V172H205ZM128 174V175H127ZM143 174H145V173H142V175ZM184 174V173H183ZM186 174H187V172H186ZM224 174V173H223ZM222 174V175H223ZM228 174V173H227ZM230 174H229V176H230ZM128 176V178L126 179V177ZM137 176H139V175H137ZM189 176H190V174H189ZM152 177H153V175H152ZM169 177V176H168ZM167 177V178H168ZM223 177V176H222ZM221 177V178H222ZM227 177V175L226 176H224L223 177V179H225ZM136 178V177H135ZM140 178V177H139ZM151 178V177H150ZM170 178V177H169ZM131 179V178H130ZM143 179H144V177H143ZM153 179V178H152ZM200 179V178H199ZM203 179V178H202ZM213 179L211 180H209V179H207V181H209L208 183H206L207 181H203V184H201V186L200 185H197V184H194L193 186H192V184H190V185H188L189 187H190V189H191V192L194 194V195H201V197L203 196L202 194H214V193H217L218 192V189H215L214 191H213V193H211L210 192V190H209V185H212V182L211 181H213ZM136 180H138V179H136ZM145 180V179H144ZM169 180V179H168ZM132 181H133V179H132ZM139 181V180H138ZM141 181V180H140ZM153 181V180H152ZM161 181H162V179H161ZM197 181H198V179H197ZM249 181V180H248ZM251 181H253V180H251ZM135 182V181H134ZM147 182V180L144 182L146 185L148 184V183H146ZM148 182H151V180L150 181H148ZM155 182H156V180H155ZM155 182L153 183V185H155ZM159 182V181H158ZM166 182V181H165ZM193 182V181H192ZM199 182V181H198ZM201 182V181H200ZM140 183V182H139ZM138 183V184H139ZM142 183V182H141ZM157 183V182H156ZM161 183V182H160ZM206 183V184H205ZM213 183H215V182H213ZM251 183V182H250ZM259 183V182H258ZM132 186H131V185ZM130 184H128L130 187H138V186H141V184H139V185H137V183H130ZM151 184V183H150ZM149 184V185H150ZM218 184V183H217ZM216 184V185H217ZM252 184H254V183H252ZM152 185V186H153ZM183 185H184V188L183 189H185L186 187H188L187 186V182L186 181H184L183 182ZM151 186V185H150ZM150 186H148L149 188H150ZM214 186V185H213ZM218 186V185H217ZM142 187H144V186H142ZM147 187V188H148ZM216 187V186H215ZM259 187V186H258ZM258 187L256 188V189H258ZM140 188V187H139ZM146 188V187H145ZM146 188V189H147ZM221 188V187H220ZM134 189H136V188H134ZM141 189V188H140ZM152 189V187L150 188V190ZM253 189V188H252ZM129 190V189H128ZM131 190V189H130ZM137 190V189H136ZM145 190V189H144ZM223 190V189H222ZM232 189H229V191H231ZM132 191V190H131ZM138 191V190H137ZM147 191V190H146ZM190 191V190H189ZM163 192V191H162ZM185 192V191H184ZM143 193V192H142ZM145 193V192H144ZM147 193V192H146ZM159 194H160V192H158ZM186 193H187V191H186ZM189 193V192H188ZM191 193V195H193ZM254 193V192H253ZM135 194V193H134ZM137 194V193H136ZM135 194V195H136ZM139 194V193H138ZM164 194V193H163ZM229 194V193H228ZM155 195V194H154ZM165 195V194H164ZM190 195V196H191ZM193 195V197H195ZM216 195V194H215ZM221 196H222V194H220ZM250 195V194H249ZM126 196H129V195H126ZM137 196H139V195H137ZM137 196H135L134 198H136ZM156 196V195H155ZM162 196L163 195H159V198H162ZM177 196H180V195H177ZM210 196V195H209ZM214 196V195H213ZM213 196L211 197V198H213ZM142 197V196H141ZM144 197V196H143ZM142 197V198H143ZM158 197V196H157ZM164 197V196H163ZM168 197V196H167ZM207 197V196H206ZM132 199H134L133 197H131ZM138 198H140V197H138ZM155 198V197H154ZM174 198V197H173ZM176 198V197H175ZM181 198H183V196L181 197ZM181 198H179L178 197V199H181ZM72 199V193H65L63 196H61V197H58V198H56L55 200H53V201H47V203H48V205H50L49 207H48V209L47 208H44V209H40L38 212H36L37 213V216L36 217H34L33 219H34V221H33V223H32V228H34L35 230H36V236H35V233L34 234H32L31 232H32V229L31 228H29L27 231H25V236H27L26 237V239H24V240H21L20 242H19V254H21L22 256L24 255V256H27L28 258H30V259H49V261H50V263H52V261H53V263L56 261V259H55V256H58V255H54L55 254V252H53V251H49V252H47V250H53V249H55V248H57L58 246H70V245H74L76 248H78L79 250H80V252L82 253V254H84V253H87L89 250H91L92 251V253L94 254V257H93V259H87V257H88V255H84L83 257H86V259L84 258V259H82V260H79V259H77L76 257H77V255H75V256H73L72 258H68L67 260V262H65V264H131V263H134V260L135 259H139V257H140V255H138V253L136 254V251H135V248H133L132 246V248H130V246H128L129 248L127 249L128 250V253H120V254H118L117 253V251H118V248H119V245H120V240L117 238V235H118V230L119 229H123V228H128V230H131L132 228L129 226V224H128V222L132 225V222H131V220H123L122 218H119V220H118V218H115V220H114V223L112 224V226H111V228L109 229V234H108V236H107V238L106 239H104V240H102V241H99V242H97V243H90V242H88V241H86L78 232H73L72 234H67L66 233V231H65V227H64V225H65V213H66V207H65V205L70 201ZM131 199V200H132ZM148 199H149V197H148ZM157 199V198H156ZM164 199V198H163ZM167 199V198H166ZM187 199V198H186ZM205 199V198H204ZM124 200V199H123ZM128 199H126V201H127ZM151 200V199H150ZM149 200V201H150ZM153 200V199H152ZM165 200V199H164ZM174 200V199H173ZM183 200V199H182ZM185 200V199H184ZM195 200V199H194ZM197 200V199H196ZM146 201V200H145ZM154 201H156V200H154ZM166 201V200H165ZM175 201H177V200H175ZM180 201V200H179ZM204 201V200H203ZM213 201V200H212ZM220 201V200H219ZM125 202V201H124ZM129 202V201H128ZM141 202V201H140ZM184 202V201H183ZM190 202H191V200H190ZM207 202V201H206ZM210 202V201H209ZM214 202V201H213ZM217 202V201H216ZM222 202V201H221ZM45 203H46V201H45ZM156 203H157V201H156ZM168 203V202H167ZM171 203V202H170ZM179 203H181V201L179 202ZM187 203H189V202H187ZM211 203V202H210ZM209 203V204H210ZM137 203H135V205H136ZM143 204V203H142ZM200 204V203H199ZM215 204V203H214ZM261 204V203H260ZM42 205H43V203H42ZM138 205H140V204H138ZM138 205H136V206H138ZM143 205H145V204H143ZM190 205H191V203H190ZM189 205V206H190ZM257 205V204H256ZM255 205V206H256ZM41 206V205H40ZM141 206V205H140ZM139 206V207H140ZM150 206V205H149ZM173 206V205H172ZM192 206V205H191ZM262 206H263V204H262ZM262 206H261V208H262ZM46 207V206H45ZM147 207V206H146ZM188 207V206H187ZM39 208V207H38ZM132 208V207H131ZM130 208V209H131ZM143 208L145 209V207L143 206ZM179 208V207H178ZM215 208V207H214ZM217 208V207H216ZM232 208H234L233 206H232ZM257 208H258V206H257ZM120 209V208H119ZM124 209V208H123ZM143 209V210H144ZM149 209V208H148ZM177 209V208H176ZM235 209H236V207H235ZM35 210V209H34ZM126 210V209H125ZM128 210V211H127ZM127 212H129V208L127 207ZM136 210V209H135ZM152 210V209H151ZM234 210V209H233ZM240 210H241V208H240ZM264 210V209H263ZM123 211V210H122ZM121 211V212H122ZM125 211V212H126ZM139 211V210H138ZM148 211V210H147ZM181 211V210H180ZM183 211V210H182ZM227 211V210H226ZM257 211V210H256ZM260 211V210H259ZM131 212H133V211H131ZM131 212H129V213H131ZM135 212V211H134ZM137 212V211H136ZM146 212V211H145ZM186 212V211H185ZM229 212V211H228ZM232 212V211H231ZM230 212V213H231ZM234 212H237V211H235L234 210ZM233 212V213H234ZM260 212H262V211H260ZM128 213V214H129ZM180 213V212H179ZM232 213V214H233ZM117 214H118V212H117ZM124 214V213H123ZM136 214V213H135ZM135 214H133V215H135ZM236 214V213H235ZM234 214V215H235ZM127 215V214H126ZM126 215H125V217H126ZM130 215V214H129ZM145 215V214H144ZM147 215V214H146ZM210 215V217H207V213H201V215H199V216H196L195 218H193L192 216L191 217H188L189 216V214H188V218L186 219V222L185 223H182V224H185V226H182V227H185V230H186V226H190V227H192V226H195V227H199V228H202L201 226H203V228L204 229H207L206 228V226L209 228L208 230L209 231H206V232H211V234L212 233H217V232H220L222 229V227L224 226V225H222V227L219 229V228H215V227H209V226H212L213 224H214V221H217L218 219H212L211 218V216H213L214 214H209ZM234 215L233 216H230L231 217V219H232V217L234 218ZM136 216V215H135ZM177 216V215H176ZM175 216V217H176ZM180 215H178V217H179ZM229 216H227V215H224V220L222 221V222H220L219 224L221 225V224H223V223H226V217H229ZM121 217V216H120ZM174 217V216H173ZM181 217L183 218V221H185L184 219H185V216L183 217L182 215H181ZM216 217H218V215L216 216ZM230 217H229V220L231 221V219H230ZM129 218V217H128ZM135 218V217H134ZM143 218H145V217H143ZM215 218V217H214ZM219 218V217H218ZM220 218H221V216H220ZM219 218V219H220ZM123 220L124 222L123 223H121V221L120 220ZM133 219V218H132ZM140 219V218H139ZM179 219H180V217H179ZM235 219V218H234ZM246 219V218H245ZM181 220V219H180ZM188 220V221H187ZM214 220V221H213ZM142 221V220H141ZM148 221V220H147ZM147 221H145V222H147ZM159 220H155V222L154 221H150V224H149V233H148V235H147V238H148V236H149V238L150 239H152V233H155V232H157L158 233V236L159 237H161V236H163L162 235V229H164L163 228V226H166V227H171V225H174V224H172V222H173V219L171 220L172 222L170 223V225H168V223L165 221V220H161V221H159L160 222V224H159V222H158ZM174 221H175V219H174ZM219 221V220H218ZM233 221V220H232ZM231 221V222H232ZM21 222V221H20ZM29 222V221H28ZM144 222V223H145ZM175 222H177V219H176V221ZM179 222L180 221H178V225H179ZM235 222V221H234ZM134 223V222H133ZM141 223V222H140ZM149 223V222H148ZM180 223V225H182ZM243 223V222H242ZM162 224V226H160ZM244 224V223H243ZM179 225V226H180ZM215 225V224H214ZM219 225V226H220ZM229 225V224H228ZM246 225H248V224H246ZM253 225H254V223H253ZM29 226V225H28ZM145 226V225H144ZM234 226V225H233ZM260 226V225H259ZM130 227V228H129ZM148 227V226H147ZM178 226H176V228H177ZM190 227H188L189 229H191ZM230 227L232 228V226L230 225ZM229 227V228H230ZM242 227V226H241ZM257 227V226H256ZM174 227H172V229H173ZM180 228V227H179ZM188 228H187V230H188ZM202 228V229H203ZM224 228V227H223ZM226 228V227H225ZM230 228V229H231ZM244 228H246V227H244ZM175 229V228H174ZM181 229V228H180ZM182 229H184V228H182ZM196 229V228H195ZM198 229V228H197ZM203 229V230H204ZM233 229V228H232ZM25 229H20V230H15L16 232H14V234H13V238H12V240L11 241H9V242H7V243H0V247H5L4 249H8V251H9V249L11 248L12 249V247L14 246V244H15V242H14V240H17V238L22 234V232L24 231ZM127 230V229H126ZM186 230V231H187ZM194 230V229H193ZM192 230V231H193ZM200 230V229H199ZM203 230H201V232L203 231ZM224 230V229H223ZM226 230H229V229H226ZM225 230V231H226ZM235 230V229H234ZM245 230V229H244ZM253 230V229H252ZM176 231H178V230H176ZM188 231H190V230H188ZM240 231V230H239ZM248 231H249V229H248ZM167 232H168V230H167ZM170 232V231H169ZM174 233H175V231H173ZM194 232V231H193ZM205 232V233H206ZM232 232V231H231ZM241 232V231H240ZM40 233L42 234L43 233V235H44V239H45V242L47 243V247L46 246H44V244H42L44 247H42V245H41V241L43 240V239H39L38 238V236L40 235ZM171 233V232H170ZM170 233H168V234H170ZM173 233V235L175 236V234ZM182 233H185V231L184 232H182ZM181 233V234H182ZM187 233V232H186ZM229 233H230V231H229ZM130 234V233H129ZM133 234H134V232H133ZM188 235H187V237L189 236V234H193L194 235V238H197L198 237V234H195V233H187ZM250 234V233H249ZM23 235V234H22ZM32 235H33V237H32ZM120 235V234H119ZM123 235V234H122ZM178 235H179V233H178ZM178 235H177V237H178ZM200 235V234H199ZM213 235V234H212ZM34 236H35V238H34ZM121 236V235H120ZM135 236V235H134ZM236 236H238V235H236ZM241 236V235H240ZM250 236H254V235H250ZM22 237V236H21ZM146 237V236H145ZM179 237H181V236H179ZM187 237H186V235L184 234V238H185V240H183V241H187ZM190 238H191V236H189ZM188 237V238H189ZM255 237V236H254ZM29 238H31V239H29ZM43 238V237H42ZM122 238V237H121ZM154 238V237H153ZM175 238V237H174ZM181 238H183V235H182V237ZM183 238V239H184ZM193 238V239H194ZM219 238V237H218ZM240 238V237H239ZM253 238V237H252ZM36 239H38V240H41V241H38V240H36ZM139 239H141V237H137V239H135L136 241H138ZM142 239H143V237H142ZM156 239V238H155ZM192 239V238H191ZM19 240H20V238H19ZM35 240V241H34ZM158 240V239H157ZM163 240H164V238H163ZM172 240V239H171ZM189 240V239H188ZM195 240V239H194ZM258 240V239H257ZM29 241H33V242H31V245H29L30 243H29ZM145 241H146V239H145ZM166 241V240H165ZM175 241V239L173 240V242ZM182 241V242H183ZM190 241H192V240H190ZM197 241H199V240H197ZM263 241V240H262ZM147 243H148V245L150 244V240L149 239H147V241H146ZM156 242V241H155ZM162 242V241H161ZM169 242V241H168ZM177 242V241H176ZM42 243H44V242H42ZM124 243V242H123ZM128 243V242H127ZM159 243V242H158ZM178 243H180V242H178ZM185 242H183L182 243V245L184 244ZM191 243H197V242H191ZM203 243V242H202ZM212 243H214V242H212ZM249 243V242H248ZM131 244V243H130ZM129 244V245H130ZM160 244V243H159ZM181 244V243H180ZM179 244V245H180ZM187 244H189V241H187ZM199 244V243H198ZM205 244V243H204ZM204 244H203V247H204ZM206 244H207V242H206ZM222 244H224V243H218V244H208L207 245V251H209V250H211V247L213 248V247H218L219 245H222ZM228 244H229V242H228ZM186 245V244H185ZM232 245V244H231ZM230 245V246H231ZM249 245V244H248ZM251 245V244H250ZM249 245V246H250ZM17 246V245H16ZM88 246V247H87ZM120 246H122V245H120ZM133 246H134V244H133ZM161 246V245H160ZM188 246H192V245H188ZM188 246H186V247H188ZM228 246V245H227ZM68 247H66V248H68ZM127 247V246H126ZM134 247H136V246H134ZM150 247H152V245L150 244ZM193 247L195 248V249H197V250H195V249H193L194 250V253L195 252H201V251H204V250H202L200 247H199V245H193ZM192 247V248H193ZM216 247V248H217ZM220 247V246H219ZM222 247H223V245H222ZM221 247V248H222ZM233 247V246H232ZM59 248V247H58ZM70 248V247H69ZM86 248V249H85ZM142 248V247H141ZM170 248H171V245H170ZM178 248V247H177ZM182 248L184 249V247L182 246ZM191 250H192V248L191 247H189ZM223 248H225V247H223ZM222 248V249H223ZM228 248V247H227ZM251 248H254V247H251ZM75 249V248H74ZM82 249H84V251H82ZM136 249H137V247H136ZM155 249H156V251H157V255H161L162 254V249H161V247L159 248V247H155ZM187 249V248H186ZM185 249V250H186ZM220 249V248H219ZM219 249H217V250H219ZM226 249V248H225ZM230 249V248H229ZM255 249V248H254ZM18 250V249H17ZM56 250H58V249H56ZM65 250V249H64ZM123 250V249H122ZM138 250V249H137ZM171 250V249H170ZM178 250V249H177ZM190 250V251H191ZM192 250V251H193ZM213 250V249H212ZM216 250V249H215ZM245 250V249H244ZM251 250V249H250ZM253 250V249H252ZM1 251V250H0ZM5 251V250H4ZM60 251V250H59ZM68 251V250H67ZM139 251V250H138ZM166 251V250H165ZM169 251V250H168ZM181 251V250H180ZM187 251V250H186ZM185 251V252H186ZM206 251V250H205ZM207 251H206V253H207ZM214 251V250H213ZM221 251V250H220ZM247 251H249V250H247ZM254 251V250H253ZM46 252V253H45ZM53 252V253H52ZM57 252V251H56ZM176 251H174V253H175ZM217 252V251H216ZM255 252H257V250H255ZM259 252V251H258ZM0 253H2V252H0ZM8 253V252H7ZM17 253V252H16ZM15 253V254H16ZM58 253V252H57ZM56 253V254H57ZM66 253V252H65ZM68 253V252H67ZM66 253V254H67ZM153 253V252H152ZM180 253V252H179ZM187 253V252H186ZM202 253V252H201ZM209 253V252H208ZM207 253V255H209ZM227 253V251H224V254H226ZM232 253V252H231ZM246 253V252H245ZM244 253V254H245ZM71 254V253H70ZM69 254V255H70ZM164 254V253H163ZM167 254V252L165 253V255ZM190 254H193V253H191L190 252ZM203 254V253H202ZM230 254V253H229ZM254 254V253H253ZM20 255V256H21ZM48 255V256H47ZM50 255V256H49ZM80 255V254H79ZM172 255V254H171ZM197 255V254H196ZM195 255V256H196ZM218 255V254H217ZM242 255V254H241ZM68 256V255H67ZM143 256V255H142ZM147 256V255H146ZM153 256V255H152ZM170 256V255H169ZM172 256H174V255H172ZM191 256V255H190ZM194 256V255H193ZM203 256V255H202ZM210 256V255H209ZM253 256V255H252ZM257 256H258V258H259V255H258V253H257ZM145 257V256H144ZM171 257V256H170ZM175 257H176V255H175ZM174 257V258H175ZM192 257V256H191ZM211 257V256H210ZM213 257V256H212ZM219 257V256H218ZM256 257V256H255ZM12 258V257H11ZM7 254H3L2 253V255H0V264H7V261H8V259H11ZM90 258V257H89ZM153 258H154V256H153ZM181 258H185L186 259V257H185V254H182L181 255ZM226 258V257H225ZM246 258V257H245ZM244 258V259H245ZM250 258V257H249ZM249 258H248V260H249ZM142 259V258H141ZM171 259H173V258H171ZM176 259V258H175ZM188 259V258H187ZM214 259V258H213ZM27 260V259H26ZM25 259H22V258H19V256H18V258H14V259H12L11 260V262H9L10 264H31V263H28L27 261H26ZM166 260V259H165ZM169 260V259H168ZM190 260V259H189ZM210 260V259H209ZM253 260V259H252ZM35 261V260H34ZM41 261V260H40ZM204 261V260H203ZM202 261V262H203ZM239 261V260H238ZM244 260H241L240 262H239V264H246L245 262H243ZM259 260H256V263L257 264H264V263H262L261 261L260 262H258ZM44 262V261H43ZM42 262V263H43ZM154 262H156V261H154ZM159 262V261H158ZM251 261H247V264H249ZM254 261H252V263H253ZM175 263V262H174ZM238 263V262H237ZM55 264V263H54ZM171 264V263H170ZM198 264V263H197ZM255 264V263H254Z\"/></svg>",
    "mask_w": 264,
    "mask_h": 264
}]
</instances>
